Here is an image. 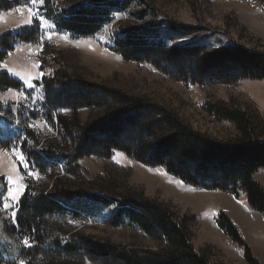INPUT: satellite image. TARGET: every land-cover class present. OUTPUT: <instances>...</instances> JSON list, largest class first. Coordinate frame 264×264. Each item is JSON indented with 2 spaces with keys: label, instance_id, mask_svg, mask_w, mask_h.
I'll return each mask as SVG.
<instances>
[{
  "label": "trees",
  "instance_id": "trees-1",
  "mask_svg": "<svg viewBox=\"0 0 264 264\" xmlns=\"http://www.w3.org/2000/svg\"><path fill=\"white\" fill-rule=\"evenodd\" d=\"M103 1V6L95 5ZM258 1L264 6V0ZM31 5L32 0H0V14ZM139 5L138 0L66 5L62 0H45L38 12L53 21L59 33L93 37L108 22L106 10L130 11L131 16L144 19ZM43 42L38 21L31 28L7 33L0 38V62L18 43ZM111 49L126 61L147 63L168 79L187 85L264 80V53L240 46L214 50L196 44L168 46L152 30L122 28ZM42 85L45 117L56 127V135L45 136L27 127L21 143L20 139L0 140L2 151L19 148L28 171L39 176H29L20 168L25 190L17 206L16 225L4 228L8 237L21 236L31 245L21 250L25 264H210L194 249L193 219L177 216L167 205L147 198L143 190L127 187L116 192L102 178L91 180L80 165L88 157L108 160L121 152L145 167H163L197 189L236 199L244 191L251 209L264 214V187L254 179L264 170V140L246 112L222 103L205 104L206 114L234 124L239 133L235 140L220 142L196 132L164 106L63 69L43 78ZM24 88L8 74H0L2 91ZM84 109L98 114L83 124L79 113ZM79 222L130 227L158 245V250L99 240L79 232ZM217 223L244 248L247 262L258 264L226 214L221 212Z\"/></svg>",
  "mask_w": 264,
  "mask_h": 264
},
{
  "label": "rangeland",
  "instance_id": "rangeland-1",
  "mask_svg": "<svg viewBox=\"0 0 264 264\" xmlns=\"http://www.w3.org/2000/svg\"><path fill=\"white\" fill-rule=\"evenodd\" d=\"M62 1L66 5L86 4L89 0ZM104 2L95 5L103 6ZM138 3L144 19L131 16L130 11L110 8L106 10L108 22L102 24L93 37L57 32L53 21L38 12L40 3L25 6L39 13L30 24L27 9L15 11V8L14 12L0 14V38L31 28L36 21L44 33L42 44L18 43L11 55L0 62L7 66L0 68V74H8L25 87L20 91L0 89V140L20 139L21 143L24 140L21 133L27 127L45 136L56 135V127L45 117L42 80L51 78L53 72L61 69L164 106L196 132L220 142L238 138L236 126L210 117L204 106L225 104L231 110L249 114L256 124L257 134L264 140V80H243L235 85L212 87L187 85L168 79L147 63L126 61L111 49L118 31L124 28L157 32L158 40L168 46L196 44L209 50L240 46L264 53L263 4L258 0H138ZM41 17L44 25H41ZM46 50L51 53L46 55ZM36 63L39 69L33 67ZM29 76L34 77L32 88L27 87ZM97 114V111L84 109L79 118L84 124ZM14 150L21 152L19 148L8 152L0 149V264H20L24 261L21 250L29 248L23 237H8L4 230L16 225L11 215L13 210L17 212L18 206L13 204V208L3 210L4 200L9 199L8 189L20 184L25 186L20 168L28 171L13 155ZM80 165L91 180L102 178L104 184L110 183L116 192L117 188L121 191L135 187L143 190L147 198L167 205L177 216L194 219L191 226L194 249L210 264H249L244 248L226 236L217 223L219 214H226L238 227L256 262L264 264V214L251 209L244 191L236 199L230 194L197 189L172 177L163 167H145L121 152H115L108 160L84 158ZM9 177L15 184H9ZM254 179L264 187V170L256 173ZM9 202L12 203L10 199ZM78 231L103 241L158 250V245L130 227L114 229L98 222H79Z\"/></svg>",
  "mask_w": 264,
  "mask_h": 264
},
{
  "label": "snow or ice",
  "instance_id": "snow-or-ice-1",
  "mask_svg": "<svg viewBox=\"0 0 264 264\" xmlns=\"http://www.w3.org/2000/svg\"><path fill=\"white\" fill-rule=\"evenodd\" d=\"M45 2V0H32V3H40L43 4ZM16 11H22V9H16ZM28 13H29V20L27 21V23H31L32 22V18L36 17L39 15L38 12L33 11L32 9H28ZM40 22L41 25L45 24V21L43 19V17L40 18ZM50 27V26H48ZM51 38V36L49 35V39ZM9 55H11V53H8ZM7 66L4 64H0V68H6ZM34 68L39 69L40 65L39 63H36L33 65ZM8 71H11L10 69ZM13 75H18L17 73H13ZM40 75H43V73L41 72ZM34 79V77L29 76L26 83H27V87L32 88L34 87L32 80ZM13 155L16 157V159L24 164L25 168L28 167V164L25 162V158L23 153L19 152L18 150H14ZM29 175H36L38 177V173H29ZM9 184H15L14 181H12V179L9 177ZM25 190V186L20 184V185H15V187H10L8 189V198L11 200L12 203L9 202V199H5L3 202V210L7 211L10 208H13V204H18L19 203V198L20 196L24 193ZM16 215L17 212L16 210L12 211V215H11V219L13 223H16ZM25 245L30 247L31 245L28 243V241H25ZM20 264H25V262L23 260L20 261Z\"/></svg>",
  "mask_w": 264,
  "mask_h": 264
},
{
  "label": "crops",
  "instance_id": "crops-1",
  "mask_svg": "<svg viewBox=\"0 0 264 264\" xmlns=\"http://www.w3.org/2000/svg\"><path fill=\"white\" fill-rule=\"evenodd\" d=\"M30 7H20V8H17V9H29ZM15 10V9H14ZM14 10H12V11H8V12H5V13H10V12H14ZM16 11V10H15ZM4 13V14H5ZM3 14V13H2Z\"/></svg>",
  "mask_w": 264,
  "mask_h": 264
},
{
  "label": "bare ground",
  "instance_id": "bare-ground-1",
  "mask_svg": "<svg viewBox=\"0 0 264 264\" xmlns=\"http://www.w3.org/2000/svg\"><path fill=\"white\" fill-rule=\"evenodd\" d=\"M155 29V28H154ZM153 34V33H152ZM194 220V219H193ZM204 256V255H203Z\"/></svg>",
  "mask_w": 264,
  "mask_h": 264
}]
</instances>
